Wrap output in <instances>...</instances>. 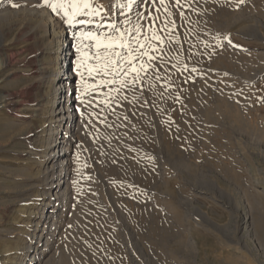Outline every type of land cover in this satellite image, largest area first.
I'll list each match as a JSON object with an SVG mask.
<instances>
[{
    "label": "rangeland",
    "instance_id": "374dc122",
    "mask_svg": "<svg viewBox=\"0 0 264 264\" xmlns=\"http://www.w3.org/2000/svg\"><path fill=\"white\" fill-rule=\"evenodd\" d=\"M183 11L136 99L81 104L74 62L53 122L69 156L47 169L53 28L74 45L94 28L43 0L0 3V264H264V0Z\"/></svg>",
    "mask_w": 264,
    "mask_h": 264
},
{
    "label": "snow or ice",
    "instance_id": "6c2138e0",
    "mask_svg": "<svg viewBox=\"0 0 264 264\" xmlns=\"http://www.w3.org/2000/svg\"><path fill=\"white\" fill-rule=\"evenodd\" d=\"M244 2L239 0L240 4ZM93 3L94 0H43V6L57 16L63 13L64 23L69 27L94 28L74 33L75 71L80 84L77 99L84 104L87 96L99 97L98 105L104 106L100 108L102 113L105 108L112 109L115 101H128V93L136 99L137 91L143 93L145 85L152 87L153 77L161 79L158 73L159 66L166 63L165 49L179 44L172 34L176 28L175 16L183 18V9L190 8L192 0H116L114 7L122 19L108 15L104 5L93 6ZM12 7L19 5L13 3ZM78 16L87 19H77ZM227 39L233 47H240ZM87 103L91 104L92 100Z\"/></svg>",
    "mask_w": 264,
    "mask_h": 264
},
{
    "label": "bare ground",
    "instance_id": "6f19581e",
    "mask_svg": "<svg viewBox=\"0 0 264 264\" xmlns=\"http://www.w3.org/2000/svg\"><path fill=\"white\" fill-rule=\"evenodd\" d=\"M48 17L50 18L51 15L48 14ZM53 29L54 32L52 34V38L53 41L56 43L54 58L57 62L56 70L54 72L55 78H54L53 87L56 90V92L53 94L51 98V104L53 106L50 109L51 112L50 128L47 130V134H45L43 138H40L38 142H40L42 145L46 147H50V149L52 148L53 154L52 155L50 154L52 156L51 164H50L51 166H48L47 169H50L51 167L53 168L54 165H60V167L64 169L65 161L68 159L69 156V150L65 149L66 146L64 141L62 140V137H58V135H61L60 128L55 129L53 126V122L56 119V121L59 123V126H61L66 120L64 118V114L65 112H67V110H64L62 107L63 96L59 97L60 93L58 91H61L65 83L68 85L69 82H72L73 73L71 70H72V65L74 64L76 59L75 58L76 53H75V45L72 43L70 37L65 35L63 28L55 27ZM61 94H63V92ZM67 106L68 107L73 106L75 108L74 102H72V104L68 103Z\"/></svg>",
    "mask_w": 264,
    "mask_h": 264
}]
</instances>
